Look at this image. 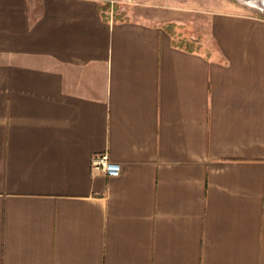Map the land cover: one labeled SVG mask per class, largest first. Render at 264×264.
Returning <instances> with one entry per match:
<instances>
[{
	"label": "crops",
	"instance_id": "crops-1",
	"mask_svg": "<svg viewBox=\"0 0 264 264\" xmlns=\"http://www.w3.org/2000/svg\"><path fill=\"white\" fill-rule=\"evenodd\" d=\"M107 2L0 0V264H264V11Z\"/></svg>",
	"mask_w": 264,
	"mask_h": 264
},
{
	"label": "built area",
	"instance_id": "built-area-1",
	"mask_svg": "<svg viewBox=\"0 0 264 264\" xmlns=\"http://www.w3.org/2000/svg\"><path fill=\"white\" fill-rule=\"evenodd\" d=\"M107 1L115 2V0ZM90 166L92 173H101L106 177H118L120 174V165L111 161L106 153L92 155Z\"/></svg>",
	"mask_w": 264,
	"mask_h": 264
},
{
	"label": "rangeland",
	"instance_id": "rangeland-1",
	"mask_svg": "<svg viewBox=\"0 0 264 264\" xmlns=\"http://www.w3.org/2000/svg\"><path fill=\"white\" fill-rule=\"evenodd\" d=\"M197 2H198V0H185V3H186V5H187V3L189 4L188 6L189 7H197ZM108 3V2H107ZM175 4H177V3H175ZM108 13H110V11L108 12ZM199 39H198V41H200V42H202V43H204V45H210L211 43L209 42V40L205 37V36H199L198 37ZM207 47L206 46H202L201 47V49L202 50H204V49H206Z\"/></svg>",
	"mask_w": 264,
	"mask_h": 264
},
{
	"label": "water",
	"instance_id": "water-1",
	"mask_svg": "<svg viewBox=\"0 0 264 264\" xmlns=\"http://www.w3.org/2000/svg\"><path fill=\"white\" fill-rule=\"evenodd\" d=\"M244 3H252L258 7L261 11H264V0H239Z\"/></svg>",
	"mask_w": 264,
	"mask_h": 264
},
{
	"label": "trees",
	"instance_id": "trees-1",
	"mask_svg": "<svg viewBox=\"0 0 264 264\" xmlns=\"http://www.w3.org/2000/svg\"><path fill=\"white\" fill-rule=\"evenodd\" d=\"M104 8H105V9L107 8V4H105Z\"/></svg>",
	"mask_w": 264,
	"mask_h": 264
}]
</instances>
